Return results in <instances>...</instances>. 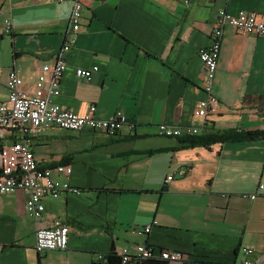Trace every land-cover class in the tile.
<instances>
[{
	"label": "crops",
	"instance_id": "crops-1",
	"mask_svg": "<svg viewBox=\"0 0 264 264\" xmlns=\"http://www.w3.org/2000/svg\"><path fill=\"white\" fill-rule=\"evenodd\" d=\"M86 0L75 43L65 53L61 94L53 100L84 114H124L136 132L48 128L32 138L42 167L70 164L78 192L48 196L43 218L26 213L28 193L0 195V264H93L97 254L147 243L185 260L243 264V247L264 264V140L182 149L158 133L160 123L193 125L205 97L199 51L211 43L219 10L257 13L264 0ZM74 0H0V103L17 67L30 92L40 67L62 50ZM12 18L7 32L4 19ZM98 66L92 80L78 68ZM214 92L220 103L202 133L264 129V39L226 26ZM187 172L180 176L179 170ZM173 175L175 178L167 181ZM257 193L254 199L244 194ZM60 220L64 250L39 253L36 230ZM157 221L149 235L138 234Z\"/></svg>",
	"mask_w": 264,
	"mask_h": 264
},
{
	"label": "built area",
	"instance_id": "built-area-1",
	"mask_svg": "<svg viewBox=\"0 0 264 264\" xmlns=\"http://www.w3.org/2000/svg\"><path fill=\"white\" fill-rule=\"evenodd\" d=\"M63 2L64 0H58ZM86 0H74L72 13L69 20V28L62 50L54 59L40 67V72L30 92L23 88L24 79L17 67L9 71L6 87L9 97L7 101L0 103V195L11 194L19 189L28 193L26 213L35 220H41L45 212L44 198L51 196L58 198L65 191L78 192L77 188L68 181L55 178L64 175L71 177L73 169L70 164H60L54 168L42 167L31 147L32 138L44 129L56 127L72 131H95L114 136L121 134L124 127L136 132L137 123L134 119L124 114L103 119L96 116V106L91 105L84 114H79L71 109L57 104L53 100L61 94V83L67 67L65 53L75 43L76 36L81 28L83 19V5ZM186 4L189 0L185 1ZM12 17L4 19L7 32L13 31ZM226 26H231L237 32H244L252 36L264 39V19L257 13L248 10H239L232 14L224 9L219 10L217 20L213 25L211 43L202 47L199 51V60L204 66L203 90L205 97L197 102L193 115L200 123L193 125H169L160 123L158 134L166 138H178L201 134L209 123V118L217 110L220 100L214 92L216 71L218 70L219 56L221 55L223 32ZM98 66L92 68H78L76 76L84 80H92L93 73ZM180 176L186 174L185 169L178 171ZM173 175L167 181L173 180ZM259 191L264 193V183L258 186ZM244 197L254 199L257 193L244 194ZM157 221L146 224L138 234L141 237L149 235ZM70 239L69 226L57 220L49 226L40 227L36 230L35 247L39 253L48 250H64ZM241 251L249 258L243 264H262L263 258H250L255 249L243 247ZM123 262L131 257L147 259L161 257L162 259H182L183 255L178 251L155 248L147 243L137 244L132 250L125 247L118 253ZM103 254H97L96 259H102Z\"/></svg>",
	"mask_w": 264,
	"mask_h": 264
},
{
	"label": "trees",
	"instance_id": "trees-1",
	"mask_svg": "<svg viewBox=\"0 0 264 264\" xmlns=\"http://www.w3.org/2000/svg\"><path fill=\"white\" fill-rule=\"evenodd\" d=\"M182 149L193 148V147H205L209 148L218 143L225 142H247L254 141L257 139L264 140V129L244 130V129H226L216 133H201L192 136L178 137L177 138ZM1 173V170H0ZM152 246V245H151ZM154 247V246H153ZM102 259H95L93 264H170L171 260L162 259L161 257L137 259L131 257L129 261L123 262L121 256L115 249L110 252L103 254ZM183 264H225V263H211L209 261H193L185 260Z\"/></svg>",
	"mask_w": 264,
	"mask_h": 264
}]
</instances>
